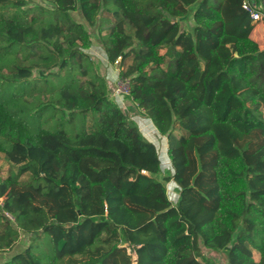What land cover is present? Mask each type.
<instances>
[{
	"label": "trees",
	"instance_id": "trees-1",
	"mask_svg": "<svg viewBox=\"0 0 264 264\" xmlns=\"http://www.w3.org/2000/svg\"><path fill=\"white\" fill-rule=\"evenodd\" d=\"M43 1L0 0V252L32 236L0 264H214L203 247L264 264V48L243 7L264 0ZM89 27L170 174L111 100Z\"/></svg>",
	"mask_w": 264,
	"mask_h": 264
},
{
	"label": "rangeland",
	"instance_id": "rangeland-1",
	"mask_svg": "<svg viewBox=\"0 0 264 264\" xmlns=\"http://www.w3.org/2000/svg\"><path fill=\"white\" fill-rule=\"evenodd\" d=\"M255 1L259 6L261 0H255ZM29 2L33 4L38 3V4L47 5V3L43 0H29ZM193 9L194 6L192 5L190 7V12L188 16L181 19V24L185 29L190 30L193 26V19H192ZM74 16L77 19H80L78 14L74 13ZM263 18L264 17L258 20V22L261 23L262 22L261 20H263ZM89 31L91 33L93 45L91 48H89L88 53L91 56V58L94 60L95 67L98 69L99 73L104 77V79L107 82L108 88L110 89L111 100L116 102L118 106L129 116L131 122L133 124L138 125L141 132L156 145L161 162V168L163 173L162 175L170 174L172 172L173 167L171 165L170 158L167 153V147H168L167 136L160 134L156 130L150 118H148L145 114H143L138 108V106L128 96V84L126 81L121 80L119 78L118 66L109 63L103 54V49L99 41V32L97 30V27H89ZM263 39H264V32H263ZM151 129L153 130L152 132ZM147 131L151 132V134H149ZM185 132L186 130L184 128L177 127L174 131V134L175 136H179L180 134H184ZM0 165L2 169V174H7V172L9 171V163H6L5 161L0 159ZM175 187H177V184L173 180L168 181L167 183L168 194L174 203L177 202L179 197L177 189ZM29 237L32 236L23 234L21 236V240L18 243L17 247L10 249L7 252H0V262L8 259L10 255L16 250H19L23 248V246H26ZM203 254L207 259L214 262V264H227L225 254L223 252H215L213 250L203 247ZM254 254L256 258L259 257V254L257 252H255ZM135 258L136 257L134 254L133 264H135Z\"/></svg>",
	"mask_w": 264,
	"mask_h": 264
},
{
	"label": "crops",
	"instance_id": "crops-1",
	"mask_svg": "<svg viewBox=\"0 0 264 264\" xmlns=\"http://www.w3.org/2000/svg\"><path fill=\"white\" fill-rule=\"evenodd\" d=\"M262 22L259 23L258 21H254L256 23L253 31H252V37L259 41L260 45L264 48V39H263V32H264V18L261 20ZM153 130L151 129V132ZM149 134L151 132L147 131Z\"/></svg>",
	"mask_w": 264,
	"mask_h": 264
},
{
	"label": "built area",
	"instance_id": "built-area-1",
	"mask_svg": "<svg viewBox=\"0 0 264 264\" xmlns=\"http://www.w3.org/2000/svg\"><path fill=\"white\" fill-rule=\"evenodd\" d=\"M243 7L250 12V15L252 17L253 21H258L260 20L262 17H264L263 13L256 10L249 1H244L243 2ZM136 257V256H135ZM134 261V259H133ZM135 263H136V258H135Z\"/></svg>",
	"mask_w": 264,
	"mask_h": 264
},
{
	"label": "water",
	"instance_id": "water-1",
	"mask_svg": "<svg viewBox=\"0 0 264 264\" xmlns=\"http://www.w3.org/2000/svg\"><path fill=\"white\" fill-rule=\"evenodd\" d=\"M136 264V263H135Z\"/></svg>",
	"mask_w": 264,
	"mask_h": 264
}]
</instances>
